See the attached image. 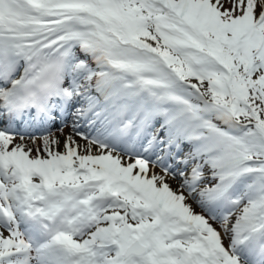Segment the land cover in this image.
Here are the masks:
<instances>
[{
  "label": "snow or ice",
  "instance_id": "1",
  "mask_svg": "<svg viewBox=\"0 0 264 264\" xmlns=\"http://www.w3.org/2000/svg\"><path fill=\"white\" fill-rule=\"evenodd\" d=\"M0 264H264V0H0Z\"/></svg>",
  "mask_w": 264,
  "mask_h": 264
},
{
  "label": "bare ground",
  "instance_id": "2",
  "mask_svg": "<svg viewBox=\"0 0 264 264\" xmlns=\"http://www.w3.org/2000/svg\"><path fill=\"white\" fill-rule=\"evenodd\" d=\"M82 122H83V121L81 120V121H80L81 125H83ZM72 123H73V122H72ZM72 123L69 124V125H67L66 127H64L63 134H61L59 131H57V128L52 129V130H50L49 132L54 133L57 137H59V138L61 139L62 142H63V139H64L65 136L73 135V137L77 140L78 143L83 144L84 141L80 140L79 138H77V137L75 136V134H74V132H73V129H72ZM17 130L20 131V129H17ZM79 130H80V131H83V132H88V131H89V129H88L86 126H82ZM20 132H21V131H20ZM22 133H23V132H22ZM45 134H48L46 129L40 128V130H37V129H35V128H31V129L29 130V132L25 134V141H24V143L28 144L30 147H35V145H33V143H32V140L29 139L28 137H29V136H34V137H36V138H37V140H36V144L39 145V144H41V140H40L39 138H40L42 135H45ZM17 142H19V141H17ZM61 150H63V149L61 148ZM171 183H172V186H173L174 188L177 186L176 182L173 181V182H171Z\"/></svg>",
  "mask_w": 264,
  "mask_h": 264
},
{
  "label": "rangeland",
  "instance_id": "3",
  "mask_svg": "<svg viewBox=\"0 0 264 264\" xmlns=\"http://www.w3.org/2000/svg\"><path fill=\"white\" fill-rule=\"evenodd\" d=\"M197 211H199V209H197Z\"/></svg>",
  "mask_w": 264,
  "mask_h": 264
}]
</instances>
